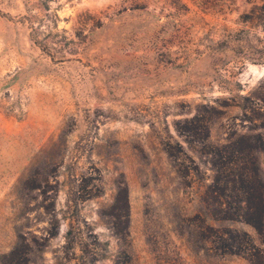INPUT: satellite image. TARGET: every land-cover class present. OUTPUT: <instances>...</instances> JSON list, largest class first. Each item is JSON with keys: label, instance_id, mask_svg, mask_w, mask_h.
<instances>
[{"label": "rangeland", "instance_id": "374dc122", "mask_svg": "<svg viewBox=\"0 0 264 264\" xmlns=\"http://www.w3.org/2000/svg\"><path fill=\"white\" fill-rule=\"evenodd\" d=\"M263 3L0 0V264H264Z\"/></svg>", "mask_w": 264, "mask_h": 264}, {"label": "trees", "instance_id": "16d2710c", "mask_svg": "<svg viewBox=\"0 0 264 264\" xmlns=\"http://www.w3.org/2000/svg\"><path fill=\"white\" fill-rule=\"evenodd\" d=\"M253 18L258 20L262 27L264 28V3L262 5H257L254 9ZM241 174V173H240ZM237 175V174H236ZM240 176V175H239ZM241 178V179H240ZM241 185L237 187V190L239 193H241L246 199V204L242 205L239 204L235 207L232 206L231 202L228 204V209L231 211L232 208H234L233 215H239L241 218H245L244 220L249 222L250 224H253L254 226H258L260 223L262 224V218H264V195H260L258 197L257 202L251 201V198L254 197L253 193V185L250 184L248 179H244V177H239ZM227 192L230 191L231 194L234 195L237 193L235 191L234 187H227ZM264 192V191H263ZM231 194H227L228 197L232 196ZM264 194V193H263ZM234 218V217H233ZM247 244L249 247H245L244 252H249L250 254V261L254 264H257V253H253L256 251V246L252 243V241H248ZM236 248L241 250L240 245H235ZM229 250L231 253L239 254L240 251H234L232 247H229ZM3 260H1L2 264H26V257H23L21 252H19V249L16 247L13 249L8 255H6ZM256 261V263H255Z\"/></svg>", "mask_w": 264, "mask_h": 264}]
</instances>
